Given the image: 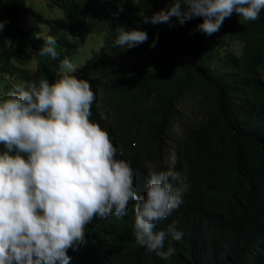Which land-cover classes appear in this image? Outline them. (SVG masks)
<instances>
[{
    "label": "clouds",
    "instance_id": "clouds-1",
    "mask_svg": "<svg viewBox=\"0 0 264 264\" xmlns=\"http://www.w3.org/2000/svg\"><path fill=\"white\" fill-rule=\"evenodd\" d=\"M154 1L145 12L138 0H96L94 9L88 0H6L0 31L9 26L2 40L18 56L0 58V90L9 89L0 98V264H114L91 248L124 222L163 260L264 264V94L252 95L264 92V57L223 38L201 67L217 97L171 100L160 128L125 147L109 131L146 78L129 53L154 56L160 25L201 17L193 31L217 40L233 13L258 20L264 0ZM247 61L255 72L234 80L232 64ZM213 101L227 127L200 134ZM236 134L252 152L224 160Z\"/></svg>",
    "mask_w": 264,
    "mask_h": 264
},
{
    "label": "trees",
    "instance_id": "trees-1",
    "mask_svg": "<svg viewBox=\"0 0 264 264\" xmlns=\"http://www.w3.org/2000/svg\"><path fill=\"white\" fill-rule=\"evenodd\" d=\"M88 1L94 9L97 5L96 0ZM138 4L145 12H151L158 7L154 0H138ZM9 5L10 3L6 0L2 1L0 21L5 18V14H10ZM201 22L202 18L197 17L174 30L162 24L155 31V38L158 36V39H156L155 47H152L154 56L143 57L142 49L131 51L128 58L126 56L129 64L135 66L137 71L144 74L146 78L135 82L132 86L137 97L129 110V116L125 121H121L120 118L119 122L109 130L111 134H114V136L112 134L114 140H117L122 147L141 133H152L158 130L171 100L195 98L202 104L207 98L218 96L216 87L205 80L201 67L205 64L203 60L210 54L219 55L215 48L223 43V38L240 40L243 42L244 51L254 52L255 55L259 53L260 58L264 57V10L261 11L259 19L252 22H244L238 14L233 13L231 17L224 20L220 30L214 33L217 40L213 38L205 41L204 37L208 35L193 31ZM128 24L139 25L138 23ZM8 28L6 24L0 31V58L4 59L18 56L17 52H11V48L4 46L2 39ZM175 30L179 32L178 35ZM152 32L153 30H150V33ZM253 59L255 61V58ZM145 68L150 69L149 74L144 72ZM254 72L255 67L251 61H247L244 65L242 62H234L231 66V76L234 80H238L245 73L252 75ZM2 80L0 78V83H3L4 80ZM8 93V88L1 89L0 98H4ZM259 94L264 92L252 91L253 97ZM203 113L204 119L210 125H204L199 130L200 134H204L207 130L214 131L227 127L225 115L214 101ZM257 123L258 129L260 130L261 127L264 130L259 121ZM233 141L225 153L229 157H225L224 160L232 159L233 162H237L239 159L250 156L252 147L248 138L236 134L233 136ZM256 148L262 151L261 182L264 180V146L261 149L259 143ZM129 232V223L119 224L116 229L105 232L96 240L91 252L114 258V264H207V262H198L193 255L178 260L174 254L168 260H163L155 253H145L135 241L134 235H129ZM164 250H167L165 246Z\"/></svg>",
    "mask_w": 264,
    "mask_h": 264
},
{
    "label": "rangeland",
    "instance_id": "rangeland-1",
    "mask_svg": "<svg viewBox=\"0 0 264 264\" xmlns=\"http://www.w3.org/2000/svg\"><path fill=\"white\" fill-rule=\"evenodd\" d=\"M94 23H97V22H94ZM99 32H100L99 30L89 31L86 37L87 44H89L90 46H95L98 43ZM230 47L232 49H235L236 51H239L240 49L236 43H231ZM86 48H88V46Z\"/></svg>",
    "mask_w": 264,
    "mask_h": 264
}]
</instances>
